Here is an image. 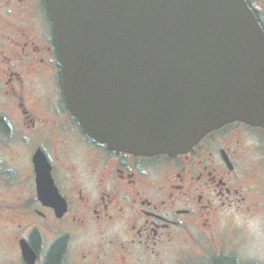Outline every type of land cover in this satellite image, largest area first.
I'll return each mask as SVG.
<instances>
[{"label": "flooded vegetation", "instance_id": "obj_1", "mask_svg": "<svg viewBox=\"0 0 264 264\" xmlns=\"http://www.w3.org/2000/svg\"><path fill=\"white\" fill-rule=\"evenodd\" d=\"M245 1L264 32V0ZM61 83L46 1L0 0V193L16 198L0 216L20 264L21 240L33 264H236L216 225L264 204V128L233 121L184 152L119 151L83 131Z\"/></svg>", "mask_w": 264, "mask_h": 264}, {"label": "water", "instance_id": "obj_2", "mask_svg": "<svg viewBox=\"0 0 264 264\" xmlns=\"http://www.w3.org/2000/svg\"><path fill=\"white\" fill-rule=\"evenodd\" d=\"M45 1L64 99L95 140L172 154L228 122L264 128V32L245 0Z\"/></svg>", "mask_w": 264, "mask_h": 264}, {"label": "clouds", "instance_id": "obj_3", "mask_svg": "<svg viewBox=\"0 0 264 264\" xmlns=\"http://www.w3.org/2000/svg\"><path fill=\"white\" fill-rule=\"evenodd\" d=\"M219 227L238 233L233 241L236 264H264V213L248 214L229 207L223 211Z\"/></svg>", "mask_w": 264, "mask_h": 264}, {"label": "rangeland", "instance_id": "obj_4", "mask_svg": "<svg viewBox=\"0 0 264 264\" xmlns=\"http://www.w3.org/2000/svg\"><path fill=\"white\" fill-rule=\"evenodd\" d=\"M3 203L15 204L16 198L10 195H4L0 193V213L4 212ZM243 212L248 214L264 213V204L260 208L253 209L251 211L245 210ZM220 220L217 222L216 225L215 238L218 239V244L231 245L237 237L238 233L230 229L221 230L219 227ZM13 227L14 226L11 225L9 222L5 223L2 220V217L0 216V264H20L18 252L16 251L13 245V241L10 238V232ZM5 229L7 231V234L4 232Z\"/></svg>", "mask_w": 264, "mask_h": 264}, {"label": "trees", "instance_id": "obj_5", "mask_svg": "<svg viewBox=\"0 0 264 264\" xmlns=\"http://www.w3.org/2000/svg\"><path fill=\"white\" fill-rule=\"evenodd\" d=\"M49 263H50V264H57V260H52V261H51V259H50V260H49Z\"/></svg>", "mask_w": 264, "mask_h": 264}]
</instances>
